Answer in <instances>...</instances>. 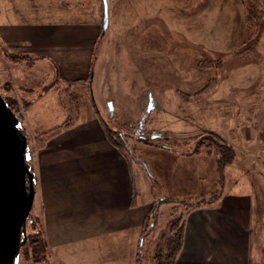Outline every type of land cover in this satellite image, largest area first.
I'll use <instances>...</instances> for the list:
<instances>
[{
  "label": "rangeland",
  "instance_id": "374dc122",
  "mask_svg": "<svg viewBox=\"0 0 264 264\" xmlns=\"http://www.w3.org/2000/svg\"><path fill=\"white\" fill-rule=\"evenodd\" d=\"M201 1L205 4L203 7ZM107 2L109 28L94 46L91 83L71 86L60 76V64L50 54L33 53L30 57L27 55L29 45L23 44L20 50H14L0 38V93L10 101L14 110L11 109L22 123V131L28 139L29 164L35 173V203L27 222V242L22 249L29 243L30 236L43 231L50 256L40 264H55L42 213L41 152L51 148L54 138L66 131L93 126L112 130L115 137L116 132L123 135L122 155L135 179L134 202L145 206L139 249L146 242L142 237L146 220L158 207L161 214L158 230H162L174 208L175 203L170 199L207 200L216 198L218 190L223 189L225 194L253 197L255 222L246 257L253 254L250 264H264V164L261 163L264 149L248 154L250 158L245 151L236 149L237 161L225 174L226 181L220 187L215 152L206 144L211 141L210 137H217L211 131L228 134L232 129L236 117L226 108L231 104H212L205 100L200 106L196 101L183 102L181 97L182 92L204 91L211 79L223 75L219 59H224L228 68L235 60L238 77L246 72L247 83L236 87V92L258 90L261 81L256 84L255 70L264 65V23L258 32L260 38L255 36L251 45L247 33L246 45L240 50L237 48L240 54L230 57L212 54L195 45L197 31L189 34L191 38L188 39L186 34L203 11L207 15L203 22L205 33L231 36L232 43H238L237 35L245 28L239 2L238 6L228 0ZM248 3L253 9L254 20L264 15V0L260 3L262 7H256L251 0ZM261 9L263 13L260 14ZM97 12L102 30V0H0L1 20L5 18L23 28H36L45 22L49 27L58 24L59 27L83 26L82 29L93 23ZM150 98L153 110L138 135ZM110 102L114 112L109 109ZM73 108L74 120L67 128L69 109ZM22 249L18 264H35L33 257L25 260ZM138 254L139 250L131 264H139Z\"/></svg>",
  "mask_w": 264,
  "mask_h": 264
},
{
  "label": "crops",
  "instance_id": "0c3cea01",
  "mask_svg": "<svg viewBox=\"0 0 264 264\" xmlns=\"http://www.w3.org/2000/svg\"><path fill=\"white\" fill-rule=\"evenodd\" d=\"M228 1L237 6L239 2L244 20L245 28L237 35L238 43H232L231 36L205 33L203 22L207 15L203 11L186 37L191 38L189 34L197 31L194 44L199 48L233 57L240 54L237 48L240 50L246 45L248 29L243 0ZM204 5L201 1L200 6ZM1 17L2 14L0 38L11 49L20 50V46L27 44L30 57L38 53L55 58L64 80L91 83L94 46L103 35L99 28L100 13L95 14L92 24L82 29L83 26L59 27L58 24L49 27L45 22L36 28H23ZM219 61L224 73L216 76L213 88L195 94L182 92V101H196L200 106L205 100L212 104H231L226 108L234 112L236 121L230 132H211L235 149L245 151L250 158L248 154L257 153L263 143L264 65L255 70L256 84L261 81L258 90L236 92V87L247 83L246 72L238 77L235 60L230 68L224 59ZM215 109L219 111L220 107ZM40 179L44 225L55 264H131L134 261L145 206L134 202L135 179L124 156L107 139L104 128L75 127L54 138L51 148L41 152ZM253 209L250 194L234 196L223 191L210 207L194 212L189 218L177 264H250L253 254L246 257V252L255 222Z\"/></svg>",
  "mask_w": 264,
  "mask_h": 264
},
{
  "label": "trees",
  "instance_id": "16d2710c",
  "mask_svg": "<svg viewBox=\"0 0 264 264\" xmlns=\"http://www.w3.org/2000/svg\"><path fill=\"white\" fill-rule=\"evenodd\" d=\"M251 1H254L253 4L256 5V7H262L260 3L263 4V0ZM243 2L245 6V16L249 34L248 41H252V45L255 36L256 38H260L258 32L263 27L264 15L254 20L253 9L251 6H249L248 0H243ZM261 11L262 12H260V14L263 13L262 9ZM25 58L30 59V57L26 56ZM215 81L216 80L214 78L211 79L209 86H207L204 91L212 87ZM75 83H82V81H68V84H70L71 86H73ZM6 101L10 108L14 110L10 101L7 99ZM72 110H74V108L71 110L69 109V112L71 111V115L66 123L67 128L70 127L69 124L74 120L75 113ZM111 131L112 130L109 131L108 129L105 130L107 139L111 142L114 147H116L120 151L121 154L124 155V150L122 149L124 148L122 143V133L116 132L117 134L115 137V135H113ZM117 135L119 136V138ZM210 138L211 141H209L206 146L209 147V149L212 147V152H215L214 155L218 167L217 171L220 176L219 186L221 187L226 181V170L230 165L235 163L238 157V153L237 150L233 146L229 145L222 137L217 136ZM223 191V189L218 190V193L215 195L216 198L212 197L207 200L198 199L197 201L191 200L190 202L189 200L184 199L182 201L179 199H175L172 201L170 199L171 202L175 203L174 208L170 220L167 223V226L162 230H158V221L161 217V214L158 209L159 207L156 206L158 207L157 211L155 210L154 214L151 217H148L145 223V231L143 232L142 237L146 242L141 245L139 249V264H175L177 262L179 254L183 249L186 233V224L188 222L189 217L193 214V211H197L205 207H210L215 201H217L221 197ZM166 201L168 200L166 199ZM162 202H164V200L160 202V205L162 204ZM22 255L25 260H30V257H33L35 264H40L41 262H44L47 257L50 256L49 245L46 240L45 233L43 231H39L38 233L30 236L29 243L22 249Z\"/></svg>",
  "mask_w": 264,
  "mask_h": 264
},
{
  "label": "water",
  "instance_id": "95a60500",
  "mask_svg": "<svg viewBox=\"0 0 264 264\" xmlns=\"http://www.w3.org/2000/svg\"><path fill=\"white\" fill-rule=\"evenodd\" d=\"M103 4V34L109 28L107 0ZM109 109L114 111L113 104ZM153 110L150 98L139 129ZM156 138V136H154ZM28 139L22 123L0 93V264H18L27 239V222L36 197L35 173L29 164Z\"/></svg>",
  "mask_w": 264,
  "mask_h": 264
},
{
  "label": "flooded vegetation",
  "instance_id": "af4514ba",
  "mask_svg": "<svg viewBox=\"0 0 264 264\" xmlns=\"http://www.w3.org/2000/svg\"><path fill=\"white\" fill-rule=\"evenodd\" d=\"M137 134H138V135H140V134H141V130H140V129L137 131Z\"/></svg>",
  "mask_w": 264,
  "mask_h": 264
},
{
  "label": "built area",
  "instance_id": "2783aa9c",
  "mask_svg": "<svg viewBox=\"0 0 264 264\" xmlns=\"http://www.w3.org/2000/svg\"><path fill=\"white\" fill-rule=\"evenodd\" d=\"M262 147H263V149H264V140H263V143H262Z\"/></svg>",
  "mask_w": 264,
  "mask_h": 264
}]
</instances>
